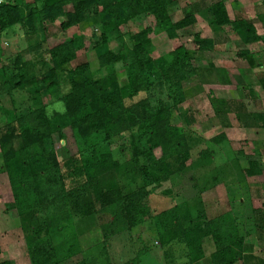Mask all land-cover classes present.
Listing matches in <instances>:
<instances>
[{"label":"rangeland","instance_id":"obj_1","mask_svg":"<svg viewBox=\"0 0 264 264\" xmlns=\"http://www.w3.org/2000/svg\"><path fill=\"white\" fill-rule=\"evenodd\" d=\"M176 1L171 9L173 22L186 16H193L195 22L178 30L176 44L164 33L151 34L154 50L152 56L168 59L175 46L180 45L196 52L192 62V78L181 91L185 94L181 96L184 100L174 107L170 83L163 78L164 69L161 68L157 70V76L153 77L150 90L141 93L133 101L148 97L153 106L161 102L165 107H170L171 124L182 128L194 139H203V143L194 145L190 151V160L185 162L181 171L165 172V177L154 185L146 186L147 190L152 191L147 202V214L150 216L133 228L128 227L122 203L102 206L96 201L89 185H83L84 191L80 194L82 197L77 208L73 202L66 207L59 204L58 201L64 197L60 188L66 175L62 180L61 171L50 169L43 153H53L62 172H66L67 166L71 165L70 160H76L79 149L87 146L71 128L67 127L54 134L53 140L48 139L44 147L35 145L31 149H25L21 139H15L6 146L0 145V264H32L21 209L27 214L30 211L27 206L32 203L34 207H37V203L45 207L57 194V212L58 209L72 212L66 227L52 234L50 239L58 264H79L85 258L95 264V257L100 258L99 264H125L131 260H139L138 264H189V251L184 243L173 241L166 246L162 245L164 229L158 216L176 205L182 206L183 211L185 208L189 209L188 212L193 207V211H201L205 219L204 225H201L202 219H196L192 226L181 219L185 230L199 224L202 233H208L202 242L203 257L193 264H213L211 260L216 246L205 224L227 213L235 215L246 247L244 259L235 264H261L264 261V230H257L250 216L253 209L262 211L264 215V44L244 42L232 26L233 22L244 20L253 24L257 34L264 38L261 21L264 17V0H222L232 23L220 28L212 23L209 13V7L217 0ZM62 21L59 19L49 27L50 33L56 36L48 40L50 46L71 38L76 33V29L66 32L61 30ZM153 25L151 16H140L125 26L123 32H140ZM80 32L87 47L94 36L101 35V30L91 23L83 25ZM197 36L213 40L215 48L201 52L195 40ZM38 40L39 36L29 37L18 27L3 32L0 35V69L18 52L24 53L25 61L31 59L27 48ZM109 46L112 50L124 53H128V49L132 47L128 37L120 39L116 36ZM83 63L90 64L94 79H101L105 75L99 68L94 51L82 53L72 66ZM115 70L119 81L123 82L126 75H123L122 64H116ZM3 84L4 76L0 73V95L5 108L0 111V131L8 111L12 109L8 98L3 95ZM62 90L61 92L64 91ZM17 98L19 99L18 96ZM43 102L48 106L50 115H57L64 109L52 97L44 98ZM222 132L227 136L225 142L220 145L210 142ZM131 141L128 133H124L105 143L90 142L96 143L99 153L109 152L115 161L125 166L122 173L116 174L125 194L142 187L140 173L137 176L131 173L129 161L134 151ZM10 149L15 152L13 160L21 159L30 166V174L26 172V175H20L10 168L11 161L8 162L5 158ZM204 149L214 150L211 163L209 156L205 159L198 156L199 151ZM239 151L244 155H240ZM161 153L157 147L152 156L159 159ZM234 157L238 158L237 163L229 160ZM255 158L259 161L261 173L248 177L245 171L249 168V160ZM218 167H225L223 180L209 188L210 176ZM238 178L244 180L241 186L236 183ZM232 179L235 181H231ZM69 181H65L67 189H77L75 183ZM228 197L235 201L230 204ZM8 204L13 205V208L7 209ZM180 217L184 218L182 214Z\"/></svg>","mask_w":264,"mask_h":264},{"label":"trees","instance_id":"obj_2","mask_svg":"<svg viewBox=\"0 0 264 264\" xmlns=\"http://www.w3.org/2000/svg\"><path fill=\"white\" fill-rule=\"evenodd\" d=\"M176 3V0H5L0 5V35L18 27L29 37L39 36V40L27 48L31 59L25 61L24 53L18 52L0 69L4 76L3 95L12 106L0 131V145L6 146L15 139H21L25 149H31L35 145L44 147L48 139L53 140L54 134L67 127L87 144L85 148L79 149L76 160L70 158L71 165L65 170L67 173L62 172L53 153H43L50 169L61 171L62 180L66 175L60 188L64 197L58 201L59 204L66 207L73 202L77 208L82 197L80 194L84 191L83 185H89L96 201L102 206L122 203L128 227L133 228L150 216L147 214V202L152 191L147 190L146 186L154 185L165 177V172L181 171L185 162L190 160V151L194 145L203 143V139H194L182 128L171 124L170 107H165L161 102L153 106L148 97L133 101L141 93L150 90L153 77L157 76L156 72L161 68L164 69L163 78L170 83L174 107L184 100L181 96L185 94L181 91L192 78V62L196 52L180 45L175 46L168 59L152 56L154 50L151 34L164 33L176 44L178 30L195 22L193 16L173 22L171 9ZM209 13L212 23L218 28L232 23L222 0L212 4ZM140 16H151L154 25L147 26L140 32L124 33L125 26ZM59 19L63 20L61 30L66 32L76 29V33L73 37L50 46L48 40L56 36L50 33L49 27ZM261 21L264 27V17ZM87 23L94 24L101 30V35L94 36L88 47L80 34L81 27ZM232 26L244 42L264 44V38L257 34L253 24L240 20L233 22ZM115 36L120 39L129 38L132 47L128 49V53L110 48L109 44ZM195 40L201 52L215 48L211 39H200L197 36ZM88 50L94 51L99 68L105 74L101 79L93 78L89 63L72 66ZM119 63L122 64L123 75H126L123 82L119 81L115 70V65ZM46 97L60 102L64 109L57 115H50L48 106L43 102ZM4 109L0 95V111ZM124 133H128L134 149L129 161L131 173L135 176L140 173L142 185L129 194L124 193L116 178V174L126 169L125 166L115 161L109 152L99 153L96 143L91 144L94 141L105 143ZM226 140L227 136L222 132L210 142L220 145ZM157 147L162 152L159 159L152 156ZM213 152L212 149L200 150L198 156L201 159L209 156L211 163ZM239 154L244 155L242 151ZM14 156L13 149L5 155L7 161H11L10 168L20 175H26V172L30 174V166L21 159L13 160ZM229 160L238 162L237 157ZM258 162L256 158L249 160V168L245 171L248 177L261 173ZM138 164L139 171L136 170ZM222 175L224 170L216 168L210 176L209 188L222 182ZM67 179L75 183L77 189L72 187L68 190L65 182ZM57 197L58 194L45 207L40 203L34 207L32 203L27 206V210H30L27 214L20 208L23 230L29 239L32 264H58L50 239L52 234L66 227L72 212L63 209H58L57 212ZM228 199L230 204L235 201L231 197ZM10 208L13 205L8 204L7 209ZM184 210L182 206L176 205L158 216L164 229L162 245L166 246L173 241L184 243L189 251V264H193L203 257L202 242L208 233H202L201 230L205 220L201 211L196 213L193 207L191 213L187 208ZM250 216L254 227L264 230L263 212L253 209ZM181 219L190 226L196 223V219H202V223L185 230ZM205 225L208 226V232L216 246L211 260L213 264H235L244 259L246 247L235 215L227 213ZM94 259L95 264H99L100 258ZM137 261L131 260L125 264H138ZM79 264L92 263L85 258Z\"/></svg>","mask_w":264,"mask_h":264},{"label":"crops","instance_id":"obj_3","mask_svg":"<svg viewBox=\"0 0 264 264\" xmlns=\"http://www.w3.org/2000/svg\"><path fill=\"white\" fill-rule=\"evenodd\" d=\"M223 169H225V167H224ZM224 175H225V170H224ZM243 182H244V180H243V179L241 180V179L239 178V181H237L236 183H238V185L241 186V185L243 184ZM236 183H234V184H236ZM229 184H230V183H229ZM229 184H228V185H229ZM258 187L261 188V185H259ZM260 188H258V189H260Z\"/></svg>","mask_w":264,"mask_h":264},{"label":"built area","instance_id":"obj_4","mask_svg":"<svg viewBox=\"0 0 264 264\" xmlns=\"http://www.w3.org/2000/svg\"><path fill=\"white\" fill-rule=\"evenodd\" d=\"M5 2V0H0V5H2Z\"/></svg>","mask_w":264,"mask_h":264}]
</instances>
